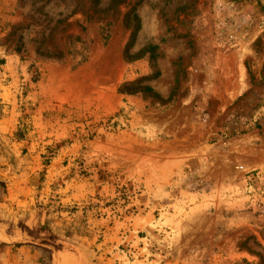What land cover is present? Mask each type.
<instances>
[{
    "label": "rangeland",
    "instance_id": "rangeland-1",
    "mask_svg": "<svg viewBox=\"0 0 264 264\" xmlns=\"http://www.w3.org/2000/svg\"><path fill=\"white\" fill-rule=\"evenodd\" d=\"M117 1L0 0V264H264V0Z\"/></svg>",
    "mask_w": 264,
    "mask_h": 264
},
{
    "label": "trees",
    "instance_id": "trees-1",
    "mask_svg": "<svg viewBox=\"0 0 264 264\" xmlns=\"http://www.w3.org/2000/svg\"><path fill=\"white\" fill-rule=\"evenodd\" d=\"M112 1H113V7H115L117 5L118 1L117 0H112ZM127 17L129 19V21L133 22V24H134L130 40H129V42L126 46V49H125V57L127 59L131 60V59H134L136 57L135 55H132L130 52H131V50H132V48L136 42L138 32L141 29V24H140L139 16L137 13H135V11L130 12L127 15ZM157 50H158L157 46L149 45L148 47L143 49V52H147L150 55V60L154 61L157 57ZM55 54H56L55 56L58 58L65 56L64 53H55ZM158 77H159V73H157L155 75V79ZM144 81H146V78L142 77V78H139L135 81L126 82L121 86V88L119 89V92L122 94H127V95L142 94L145 96V95L151 94L154 96V98H159L160 97L159 94L155 93L153 88L143 84Z\"/></svg>",
    "mask_w": 264,
    "mask_h": 264
},
{
    "label": "crops",
    "instance_id": "crops-1",
    "mask_svg": "<svg viewBox=\"0 0 264 264\" xmlns=\"http://www.w3.org/2000/svg\"><path fill=\"white\" fill-rule=\"evenodd\" d=\"M31 249L27 246H13L10 251H3L5 258L4 264H32V260L28 257L27 252Z\"/></svg>",
    "mask_w": 264,
    "mask_h": 264
},
{
    "label": "water",
    "instance_id": "water-1",
    "mask_svg": "<svg viewBox=\"0 0 264 264\" xmlns=\"http://www.w3.org/2000/svg\"><path fill=\"white\" fill-rule=\"evenodd\" d=\"M55 253H56V255H57V260H58V257H59V256H58V253H57V252H55ZM58 261H59V260H58ZM63 264H65V263H63Z\"/></svg>",
    "mask_w": 264,
    "mask_h": 264
},
{
    "label": "bare ground",
    "instance_id": "bare-ground-1",
    "mask_svg": "<svg viewBox=\"0 0 264 264\" xmlns=\"http://www.w3.org/2000/svg\"><path fill=\"white\" fill-rule=\"evenodd\" d=\"M11 168L9 170H7V172H10Z\"/></svg>",
    "mask_w": 264,
    "mask_h": 264
}]
</instances>
